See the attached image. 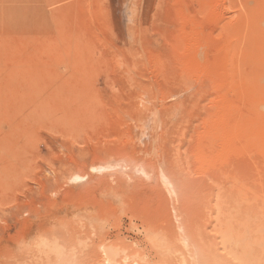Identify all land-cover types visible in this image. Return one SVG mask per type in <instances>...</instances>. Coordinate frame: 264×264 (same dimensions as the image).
Listing matches in <instances>:
<instances>
[{
	"label": "rangeland",
	"instance_id": "1",
	"mask_svg": "<svg viewBox=\"0 0 264 264\" xmlns=\"http://www.w3.org/2000/svg\"><path fill=\"white\" fill-rule=\"evenodd\" d=\"M62 1L0 0V264H264V0Z\"/></svg>",
	"mask_w": 264,
	"mask_h": 264
},
{
	"label": "bare ground",
	"instance_id": "2",
	"mask_svg": "<svg viewBox=\"0 0 264 264\" xmlns=\"http://www.w3.org/2000/svg\"><path fill=\"white\" fill-rule=\"evenodd\" d=\"M60 1V0H59ZM63 3L65 2L64 0L62 1ZM65 4V3H64ZM63 4V5H64ZM62 5V8L63 7H65V6H63ZM48 8H49V5H46ZM52 6V5H51ZM59 5L57 4V7H58ZM2 7V6H1ZM3 8V7H2ZM48 8H46V9H48ZM55 8H53V10H54ZM64 9V8H63ZM4 10V9H3ZM6 10V9H5ZM55 10H57V8L55 9ZM59 10V9H58ZM60 10H61V7H60ZM7 11V10H6ZM5 11V12H6ZM62 11V10H61ZM63 11H65V10H63ZM63 11L61 12V13H63ZM4 12V11H3ZM57 12V11H56ZM7 13V12H6ZM6 13H4V14H6ZM41 13V12H40ZM58 13V12H57ZM56 13V14H57ZM60 13V11H59V15L61 14ZM55 14V13H54ZM8 15V14H7ZM6 16V15H5ZM42 16V15H41ZM54 16H56V15H54ZM40 17V16H39ZM47 17V16H46ZM59 17V16H58ZM58 17L56 16L55 18L54 17H52L51 19H58ZM60 17L62 18V16L60 15ZM48 18V17H47ZM2 20V19H1ZM43 20V19H42ZM50 20V19H49ZM55 20H54V22H55ZM7 21V20H6ZM57 21V20H56ZM2 22V21H1ZM5 22V21H4ZM51 22H52V20H51ZM54 22H52L53 24H54ZM61 22V21H60ZM3 23V22H2ZM7 23V22H6ZM56 23H58V21L56 22ZM63 23H64V21H63ZM51 24V23H50ZM45 25V24H44ZM54 25H56V24H54ZM40 26H42V25H40ZM58 26H60V25H58ZM63 26V25H62ZM50 27H51V25H50ZM6 28V27H5ZM40 28V27H39ZM56 28H57V26H56ZM55 28V29H56ZM61 28V27H60ZM57 30V29H56ZM55 30V31H56ZM61 30H63L62 28H61ZM4 31V30H3ZM59 31V30H58ZM7 32V31H6ZM6 32H5V34H6ZM25 32V31H24ZM38 32H40V31H38ZM57 32V31H56ZM41 33V32H40ZM39 33V34H40ZM53 33V32H52ZM61 33V32H60ZM25 34H27V33H25ZM36 34V33H35ZM42 34V33H41ZM54 34V33H53ZM58 34V33H57ZM62 34V33H61ZM61 34H59V35H61ZM37 35V34H36ZM55 35V34H54ZM7 36L8 35H6V38H7ZM23 36V35H22ZM30 36H32V35H30ZM38 36V35H37ZM36 36V37H37ZM58 36V35H57ZM63 36V35H62ZM26 37H27V35H26ZM41 37V36H40ZM45 37V36H44ZM55 37V36H54ZM32 38H33V36H32ZM58 38H60V39H62L61 38V36L60 37H58ZM57 38V39H58ZM31 39V38H30ZM36 39V38H35ZM39 39V38H38ZM43 40H44V38H42ZM41 39V40H42ZM46 39V38H45ZM54 40V39H53ZM63 40H64V38H63ZM7 41H8V38H7ZM45 42L47 41V39L46 40H44ZM50 41H52V39H50ZM31 42V41H30ZM35 43V45L34 44H31V45H33V47L35 46L36 47V40L34 41ZM40 42V41H39ZM44 42V43H45ZM48 42V41H47ZM46 42V44L48 45L49 44V42L47 43ZM54 41H52V43H53ZM56 42H58V40L56 41ZM60 42V41H59ZM67 42V41H66ZM32 43V42H31ZM21 44H22V42H21ZM43 44V43H42ZM56 43H54V46H56L55 45ZM8 45V44H7ZM24 45H26V44H24ZM63 45V50H65V48H64V45L66 46V44H62ZM13 46H15L14 44H13ZM21 46H23V45H21ZM38 47L37 48H39V45H37ZM58 46V45H57ZM56 46V47H57ZM28 47V46H27ZM50 47V46H49ZM61 47V46H60ZM68 49L67 50H65V52H64V54H65V57L67 56V54H66V52H68V50H69V47L68 46H66ZM8 48H10V47H8ZM30 48H32L31 46H30ZM50 48H52V46L50 47ZM50 48H48V49H50ZM28 49V48H27ZM46 49H47V46H46ZM2 50H4V49H2ZM1 50V51H2ZM10 50V49H9ZM31 50V49H30ZM37 50V49H36ZM57 50V49H56ZM58 50H59V48H58ZM38 51V50H37ZM40 51V50H39ZM41 51H43V49H41ZM51 51V50H50ZM54 51H55V49H54ZM53 51V52H54ZM5 52H7L6 50H5ZM15 52H17V50L15 51ZM57 52V51H56ZM55 52V54L57 55V57H58V54H59V57L58 58H60L61 60V62H62V58H61V56H60V52L58 53H56ZM63 52V51H62ZM27 53H28V51H27ZM26 53V55H28ZM33 53H34V51H33ZM43 53V52H42ZM41 53V54H42ZM69 53V52H68ZM36 54H37V52H36ZM39 54H40V52H39ZM51 54H52V52H51ZM54 54V59H56L55 58V55ZM3 56L4 54H2V52H1V54H0V56ZM34 56H35V54H33ZM44 55V54H43ZM10 56V55H9ZM40 56V55H39ZM45 56H46V53H45ZM5 57H6V55H5ZM4 57V58H5ZM35 58H37V57H35ZM47 58H48V54H47ZM57 58V59H58ZM66 58H68V56L66 57ZM65 58V59H66ZM40 59V58H39ZM53 59V58H52ZM54 59H53V61H54ZM36 60V59H35ZM57 61H59V59L57 60ZM64 61V60H63ZM23 62V61H22ZM15 63V62H14ZM24 63V62H23ZM25 63H26V61H25ZM55 64V63H54ZM57 64V63H56ZM59 64L60 63H58L56 66H59ZM62 64L64 65V63L62 62ZM35 65V64H34ZM61 65V64H60ZM63 65H62V67H63ZM14 66V65H13ZM16 66V65H15ZM36 66V65H35ZM65 66V65H64ZM66 66H68V65H66ZM12 67V66H11ZM34 67V66H33ZM33 67H32V69H33ZM60 67V66H59ZM14 68V67H13ZM56 68V70H57V67H55ZM23 69V68H22ZM31 69V70H32ZM19 70V69H18ZM52 70H53V67H52ZM55 70V71H56ZM63 70V68L61 69V71ZM21 71V70H20ZM58 71V70H57ZM59 71H60V69H59ZM58 71V72H59ZM77 123V122H76ZM56 125V124H55ZM46 126V125H45ZM54 126V125H53ZM76 126V125H75ZM49 128V127H48ZM50 128H52V127H50ZM109 162V161H108ZM105 163V164H109V163ZM130 165H131V162H130ZM100 166V165H99ZM107 167H109V168H111V169H115V168H119V169H121L120 167H123V168H125V165L121 162V161H119V162H113V163H111L110 165H107ZM132 167V166H131ZM127 168V167H126ZM134 169V168H133ZM124 170H126V169H124ZM77 171V170H76ZM123 171V170H122ZM134 172H139V173H142V175H146V171H145V169H144V167H137L136 166V168L134 169ZM134 172H132V174L134 173ZM112 173H114V172H112ZM74 175H76L77 176V174H74ZM134 175V174H133ZM152 175H153V173H152ZM158 175V177H159V180L161 181V183L164 185V187H165V189H166V193H168L171 197L172 196H174L175 195V193H176V185L174 184V181H173V179H172V177H170L168 174H167V172H164L162 169H161V171L157 174ZM84 176V175H83ZM85 177V176H84ZM127 177V176H126ZM68 178V177H67ZM70 179V178H69ZM68 179V180H69ZM73 179V178H72ZM80 181H82L81 179H80ZM85 181V180H84ZM76 182V181H75ZM72 183V182H71ZM83 183H85V182H83ZM73 184V183H72ZM74 184H76V183H74ZM73 184V185H74ZM76 185H78V184H76ZM167 194V195H168ZM217 206V205H216ZM56 210V209H55ZM55 212V211H54ZM174 212H175V210H174ZM176 214V213H175ZM174 214V215H175ZM178 221V220H177ZM180 225H181V223H180ZM41 226V225H40ZM182 226V225H181ZM183 232V231H182ZM49 234V233H48ZM56 234V233H55ZM50 235L51 234H49V236H47V237H50ZM57 235V234H56ZM181 235V234H180ZM59 236V235H58ZM55 237V236H54ZM67 237V236H66ZM69 237V236H68ZM74 237H76V236H74ZM74 237H72L73 239H77V237L79 238V235L76 237V238H74ZM61 237L59 236V239H60ZM63 238V237H62ZM69 238H71V236L69 237ZM43 239H45V237L43 238ZM55 239H56V237H55ZM104 239V238H103ZM64 240V239H63ZM80 240V239H79ZM82 240V239H81ZM49 241V240H48ZM58 241L59 240H56V243H58ZM65 241H66V239H65ZM64 241V242H65ZM83 241V240H82ZM102 242H99L100 244L98 245V247L96 248V246H94V248H93V250H92V252L95 250L96 251V249H97V257H95V258H98L100 261H99V264H121V263H131V264H137V263H140V261L139 262H137V259H136V257L134 256V255H126L125 254V251L118 245V243H116V241H106V239L105 240H101ZM179 241V240H178ZM180 241L183 243V246L185 245V246H188L189 245V240L187 239V237L186 236H182V237H180ZM60 242H62V240L61 241H59V244H61ZM38 243V242H37ZM46 243V242H45ZM63 243V242H62ZM68 243V242H67ZM69 243H72V241L71 242H69ZM68 243V244H69ZM94 243H96V242H94ZM62 245V246H58L57 247V249L53 252V254L50 256V257H48V259L46 260V262H45V264H95V263H93V258H91V256L89 255V254H87L88 252H87V250L86 249H84V244L83 243H81V241H78V243H75V244H71V245ZM86 245V244H85ZM96 245V244H95ZM87 246V245H86ZM192 247V246H191ZM196 247V246H195ZM249 247V246H248ZM96 248V249H95ZM184 249H185V247H184ZM193 249V248H192ZM195 249H197V247L195 248ZM44 250V249H43ZM126 250V249H125ZM186 250H187V248H186ZM189 250V249H188ZM264 249H262V251H263ZM189 251H191V250H189ZM189 251H186L187 253L189 252ZM198 251V250H197ZM92 252H91V254H92ZM196 252V251H195ZM195 252H190L191 254V256H192V264H206L203 260H200V259H202V258H200V254L199 255H197ZM199 252V251H198ZM52 253V252H51ZM34 255V254H33ZM181 256H182V254H181ZM183 256H184V254H183ZM187 256V255H186ZM186 256H184V257H182V259L184 258V262L186 263V264H189V262L187 263L186 261V259H188ZM199 256V257H198ZM260 256V255H259ZM92 257H94V255L92 256ZM37 258V257H36ZM200 258V259H199ZM98 259H97V261H98ZM141 259V258H140ZM178 259H179V257H178ZM32 260H34V259H32ZM36 260V259H35ZM34 260V261H35ZM42 260V259H41ZM33 261V262H34ZM38 262V261H37ZM40 262H42V261H40L39 260V264H40ZM94 262H95V260H94ZM43 263H44V260H43ZM98 263V262H97ZM213 263V262H212ZM42 264V263H41ZM184 264V263H183Z\"/></svg>",
	"mask_w": 264,
	"mask_h": 264
}]
</instances>
